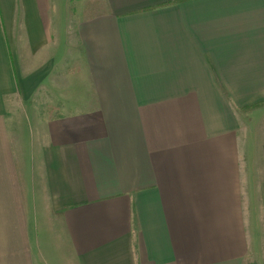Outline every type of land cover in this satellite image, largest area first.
<instances>
[{"label": "crops", "instance_id": "obj_1", "mask_svg": "<svg viewBox=\"0 0 264 264\" xmlns=\"http://www.w3.org/2000/svg\"><path fill=\"white\" fill-rule=\"evenodd\" d=\"M263 101L264 0H0V264H264Z\"/></svg>", "mask_w": 264, "mask_h": 264}, {"label": "rangeland", "instance_id": "obj_2", "mask_svg": "<svg viewBox=\"0 0 264 264\" xmlns=\"http://www.w3.org/2000/svg\"><path fill=\"white\" fill-rule=\"evenodd\" d=\"M66 11H69L71 14L75 13V9L73 7L70 8V9L69 8L66 9ZM66 11H65V13H66ZM25 113L26 114H24L23 111H22V113H21V115L19 117V121H21V124L23 126L26 123V126H27V138L29 139V135L31 136L33 134V130L35 129V124L36 125L39 124L38 123L39 119L37 117L39 115V113H38L37 107L34 108L33 112L30 111V109L28 107H25ZM250 120L251 119H249V123H250ZM32 125H33V130H32ZM245 126L248 128L247 132H252V129L251 128L249 129L247 123L245 124ZM20 128H25V127H20ZM30 128H31V132H30ZM247 201H249L248 197H247ZM249 206L251 207L250 208V214L251 215H254V214L258 213V211H256L254 213V207H252V204L247 202V207H249ZM247 220H248V224H249L250 238H251V236L252 237L254 236V238H255L256 233L259 232V240H260L261 243L264 244V233L262 232L263 231L262 230V228H263L262 225H263L264 222H263L262 217H258V215H257V217L254 216L253 218H248ZM256 253L257 252L255 250V251H253L251 253V255H249V259H248V263L249 264H250V262H251V264H254V258L257 257Z\"/></svg>", "mask_w": 264, "mask_h": 264}, {"label": "trees", "instance_id": "obj_3", "mask_svg": "<svg viewBox=\"0 0 264 264\" xmlns=\"http://www.w3.org/2000/svg\"><path fill=\"white\" fill-rule=\"evenodd\" d=\"M262 106H264V101L262 103H259V104L251 105L248 108H243L242 110L243 111H249V110L260 108Z\"/></svg>", "mask_w": 264, "mask_h": 264}]
</instances>
